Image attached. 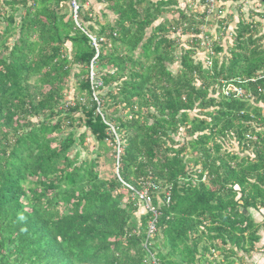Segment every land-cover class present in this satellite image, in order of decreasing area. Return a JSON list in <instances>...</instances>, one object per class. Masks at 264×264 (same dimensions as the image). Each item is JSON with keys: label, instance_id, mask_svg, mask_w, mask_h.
Returning <instances> with one entry per match:
<instances>
[{"label": "trees", "instance_id": "1", "mask_svg": "<svg viewBox=\"0 0 264 264\" xmlns=\"http://www.w3.org/2000/svg\"><path fill=\"white\" fill-rule=\"evenodd\" d=\"M94 1L0 0V264L242 262L264 232V0L233 27L240 0ZM125 184L156 185L155 213Z\"/></svg>", "mask_w": 264, "mask_h": 264}, {"label": "rangeland", "instance_id": "2", "mask_svg": "<svg viewBox=\"0 0 264 264\" xmlns=\"http://www.w3.org/2000/svg\"><path fill=\"white\" fill-rule=\"evenodd\" d=\"M180 3H181V6L183 8H185L187 6L188 9H192V11H194L196 13V6H195V4H192V2L190 0H180ZM86 7H88V5H86ZM94 9L97 11V13H99L101 9L103 10V5H97L96 6L94 4ZM261 9H262V6L260 3V0H240L239 3L233 4L231 6L230 13H234V16H231V14L228 13L227 18H226L227 23L231 24V27H233L236 24L235 22H237L238 19H241V16H243L244 14H246V16H248V13L251 10H261ZM209 22H214V21L211 19V20H209ZM262 33L264 34V26H263ZM181 39H182L181 42L185 43L186 38H181ZM173 69H176V66H174ZM74 95H75V91H74V88H72L70 91V95L68 97V100H73ZM195 114H196V112H193L191 115L194 116ZM78 131L79 132L77 134V137H79L83 132H85V128L82 127ZM182 135H184V134L182 133ZM182 137H184V136H182ZM86 142H87V145H88L90 151L94 152L96 149V145H95V141L91 138L90 135H88ZM78 151L81 152V157L84 158V155H85L84 151L82 152V149L80 147H77L74 149V153L78 152ZM109 156H110V153L101 158V164L102 165H101L100 170H101V173L107 174V176L113 174L114 172H117V170H115V167L113 166L112 162H110L109 158L107 159V157H109ZM89 158H91V157H89ZM263 212H264V210H263ZM142 213H144V207L140 208L139 215ZM253 213L256 215V217L263 216L261 211H260V213H257V214L255 212H253ZM260 250H262V249H260ZM216 256H219V255L216 253Z\"/></svg>", "mask_w": 264, "mask_h": 264}, {"label": "built area", "instance_id": "3", "mask_svg": "<svg viewBox=\"0 0 264 264\" xmlns=\"http://www.w3.org/2000/svg\"><path fill=\"white\" fill-rule=\"evenodd\" d=\"M80 1L81 0H71V3H72V8H73V14H74V17L75 19L78 18V13H79V10H80ZM215 1L216 0H208V4L211 8V11L214 10V7H215ZM221 1H226V0H221ZM224 92H225V96L230 98L232 96H235V97H242L243 96V90L241 88H238V87H234V86H229L227 87L226 89H224ZM125 186L129 189H131L132 191L135 192V194L138 195L139 199L141 202H143V205L147 208V209H150L152 212L155 213V209L152 208L151 206V202H152V197H151V193L152 191H155L158 190V187L156 185H148V186H145L143 187V190L141 192H137L135 189L129 187L128 185L125 184ZM167 203L170 202V195L167 194ZM156 232V222L153 221L150 223L149 225V234H153Z\"/></svg>", "mask_w": 264, "mask_h": 264}, {"label": "crops", "instance_id": "4", "mask_svg": "<svg viewBox=\"0 0 264 264\" xmlns=\"http://www.w3.org/2000/svg\"><path fill=\"white\" fill-rule=\"evenodd\" d=\"M95 5L97 6V3L94 1ZM96 9V8H95ZM96 11V10H95ZM101 12V10H100ZM100 12L98 14H100ZM97 13V11H96ZM255 211H252V215H254V218L257 222H263L264 221V212H262L263 216L256 217V215L253 213ZM256 213V212H255ZM257 214V213H256ZM258 216V215H257ZM262 247V248H261ZM262 249V250H260ZM260 250V251H259ZM239 258L242 259V262L236 261L234 264H264V232L262 236L261 242L258 244V249L255 252H252L249 255L241 254Z\"/></svg>", "mask_w": 264, "mask_h": 264}]
</instances>
